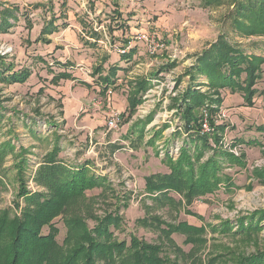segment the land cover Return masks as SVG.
Returning <instances> with one entry per match:
<instances>
[{
    "label": "rangeland",
    "instance_id": "1",
    "mask_svg": "<svg viewBox=\"0 0 264 264\" xmlns=\"http://www.w3.org/2000/svg\"><path fill=\"white\" fill-rule=\"evenodd\" d=\"M187 2L0 0V9H9L15 15L10 19L12 27L0 32V58L4 66L12 64L15 71L29 72L20 82H5L0 77V144L8 142L14 147L13 152L0 155V210L15 213L21 172L15 160L19 155L35 164L57 142L61 146L59 156L65 162L70 165L87 162L92 170L90 174L107 186L106 189L93 187L86 195L94 196L96 214L118 211L123 219L122 231L115 232L119 238L132 233L140 240L157 244L158 233L137 223L141 218L155 215L167 222L214 226L206 229L202 242L199 238L186 242L181 234L171 235L183 252L194 247L196 260L200 257L205 261L217 255L223 264H236L245 256L264 250V215L256 214L264 210V174H261L264 132L256 129L264 124V63L253 84L256 92L248 103L240 92L225 87H198L211 99L199 111L202 118L207 119L208 125L210 117L215 124L225 125L217 133L222 135L221 143L238 141L228 152L241 160V166L224 167L231 177V188L227 191L221 188L179 210L155 204L144 188L146 175L168 171L162 161L166 150L174 158L179 154L187 134L177 115L182 113L177 95L189 82L185 71L194 63L195 54L215 42L220 33L223 9L202 8L196 0ZM115 10L121 17L114 15ZM55 24L57 30L43 34ZM141 31L163 43L164 48L150 55L146 45L135 39ZM128 36L137 45L136 53L128 65L129 72H118L122 80L112 90L115 97L108 100L94 83L98 75L93 71L106 56V63L119 61L122 52L118 51V39ZM234 39L249 51L253 49L264 55V47L254 46L264 36ZM124 64L120 61V65ZM61 72L70 78L58 79ZM143 78L146 85L131 108L136 93L134 84ZM85 81L89 82L88 88ZM200 82L207 84L204 76ZM130 84L133 87L128 88ZM87 91L90 98L81 103ZM209 106L215 112L209 111ZM111 108L119 113L120 122L117 128L108 129L106 118ZM142 128L143 135L139 138L137 131ZM200 130L209 134L212 129L203 131L200 127ZM240 140H256L258 144L249 145ZM30 174L28 166L21 173L26 188L38 189ZM18 202L21 207L24 205L23 201ZM241 219L245 227L252 222L256 229L251 232L241 229ZM226 221L230 223L228 231L222 225ZM53 223L61 244L65 225L60 217ZM92 225L89 221V226ZM46 231L45 227L43 232ZM163 248L172 257V251ZM185 264L190 263L185 261Z\"/></svg>",
    "mask_w": 264,
    "mask_h": 264
},
{
    "label": "trees",
    "instance_id": "2",
    "mask_svg": "<svg viewBox=\"0 0 264 264\" xmlns=\"http://www.w3.org/2000/svg\"><path fill=\"white\" fill-rule=\"evenodd\" d=\"M196 1L199 7L205 9H223L220 33L215 42L195 54L194 63L185 71L189 82L177 95L182 109V113L177 115L187 134L178 156L174 158L166 150L162 161L168 171L144 177V188L151 201L174 210L189 207L195 200H203L221 188L229 190L232 180L224 167L242 164L237 156L228 152L236 147L238 141L221 143L222 135L217 134L226 128L225 125L215 124L214 118L210 117L211 132L201 133L202 116L199 111L202 105L211 103V99L206 91L198 87H225L231 92H240L248 103L256 92L253 84L264 63V55L253 49L249 51L234 39L236 36H264V0ZM114 15L121 17L117 10ZM11 18H15L12 11L0 9V32H7L12 27ZM57 29L55 24L43 34ZM118 42V51L122 52L119 61L106 63V56L93 71L94 75H98L94 83L100 86V93L104 95L119 85L117 81L122 79L118 72L129 70L128 65L136 53L137 45L132 44L130 36L118 39ZM254 46L264 47V40L257 41ZM120 61L125 64L120 65ZM4 65L0 58V77L5 82H20L29 74L25 70L15 71L12 64ZM202 76L207 84L200 82ZM67 77L70 78V75L61 72L57 78ZM85 84L88 86V83ZM134 85L136 93L131 108L137 104L136 96L144 89L146 80L140 79ZM127 86L133 87L132 84ZM209 111L213 113L215 108L209 106ZM256 129L264 132V124ZM137 132L138 137L142 138L143 128ZM240 141L249 145L258 144L256 140ZM9 151H14L10 143L0 144V155ZM60 152L61 146L56 142L35 164H30L23 154L15 160L18 170H21L17 203L14 205L15 213L8 209L0 210V264H181V261L182 264L185 261L190 264H223L217 255L205 261L200 257L196 260L194 247L185 253L171 238L172 234L178 233L184 236L186 242H193L197 238L202 242L206 229L213 228V225L198 226L188 221L173 223L150 215L137 220V223L158 233L157 244L140 240L132 233L127 238H119L115 232L122 231L123 219L118 211H104L98 215L93 208L94 196L86 195V191L93 187L106 189L107 186L99 177L90 174L92 170L87 162L70 165L59 156ZM207 152L210 154L204 158ZM27 166L30 179L38 189L26 188L21 173ZM261 174H264V168ZM20 200L24 203L22 207L18 202ZM256 214L264 215V210ZM57 217L62 219L66 230L61 244L56 239L58 229L53 223ZM89 221L93 222L91 227ZM229 224L228 221L222 224L227 231ZM239 224L247 232L256 229V224L254 226L252 222L245 227L242 219ZM45 227L47 231L43 232ZM164 246L169 248V252L172 251V257L163 252ZM236 264H264V250L247 255Z\"/></svg>",
    "mask_w": 264,
    "mask_h": 264
},
{
    "label": "built area",
    "instance_id": "3",
    "mask_svg": "<svg viewBox=\"0 0 264 264\" xmlns=\"http://www.w3.org/2000/svg\"><path fill=\"white\" fill-rule=\"evenodd\" d=\"M135 39H138L139 41H141L142 43H144L146 45V50L150 55H154L155 53H157L158 51H161L164 48L163 43L161 44L159 42H156L154 40V37L149 35L145 31L139 32L138 36H136ZM111 93L112 92H109L108 96H110ZM119 122H120L119 113L116 110H114L113 108H111L109 110V113L107 114V118H106L107 128L108 129L117 128ZM201 129L203 131H208L210 129L206 118H202Z\"/></svg>",
    "mask_w": 264,
    "mask_h": 264
},
{
    "label": "crops",
    "instance_id": "4",
    "mask_svg": "<svg viewBox=\"0 0 264 264\" xmlns=\"http://www.w3.org/2000/svg\"><path fill=\"white\" fill-rule=\"evenodd\" d=\"M167 1L169 2V1H172V0H167ZM186 1H188L187 3H190V2H192V1H194V0H186ZM189 1H190V2H189ZM184 2H185V0H184ZM8 7H9V5H8ZM128 72H129V71H128ZM75 80H76V79H75ZM73 81H74V80H72V82H73ZM85 82L89 84V82H87V81H85ZM85 87H87V86H85ZM87 88H88V87H87ZM90 88H91V89H93V88L96 89L97 87H95V86H91ZM88 92H89V91L86 92V95H87L88 98L86 97V99H82V100H81V103H82V101H84V102H88V99L90 98V96L88 95ZM112 92H113V91H112ZM104 96H105V98L107 97L106 99H108V100L113 99V98L115 97V96H114V93H111L110 96H108V95H104ZM77 105H78V103L75 104L76 107H77ZM69 112H70V111H69ZM94 116H95V117H99V114H98V115L95 114ZM96 119H98V118H96ZM96 121H98V120H96Z\"/></svg>",
    "mask_w": 264,
    "mask_h": 264
}]
</instances>
